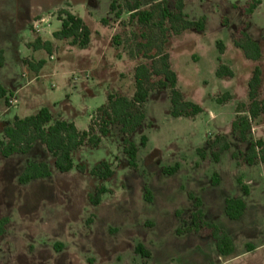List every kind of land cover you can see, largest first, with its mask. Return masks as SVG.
<instances>
[{"label":"rangeland","instance_id":"rangeland-1","mask_svg":"<svg viewBox=\"0 0 264 264\" xmlns=\"http://www.w3.org/2000/svg\"><path fill=\"white\" fill-rule=\"evenodd\" d=\"M113 1L0 0L4 57L0 78L14 79L17 89L22 88L16 96L18 104L14 97L10 107L0 100L4 126L15 117L46 108L53 120L72 122L80 132L88 131L97 110L107 106L109 95L133 98L135 69L159 66V53L169 55L177 89L185 100L203 112L194 118H173L170 91L152 92L142 107L145 122L130 136L138 150L137 169L128 164L121 127L116 124L110 125L99 147L85 146L74 153V164L85 167V173L57 172L54 159L40 144L26 156H0V220H8L0 239V264H264V168L233 158L246 152L247 144L232 135L233 122L248 111L249 104L244 103L255 68L236 49L234 39L247 24L248 34L262 45L259 66L264 74V0L250 18L233 7L246 6L251 0H183L184 13L191 21L204 19L205 31L180 36L172 34L169 22L163 34L156 27L157 15L147 26L131 21L126 12L116 19L109 15ZM117 1L122 5L141 2V11H151L164 0ZM165 1L173 10L172 0ZM63 10L89 29L87 48L54 39L62 27L58 15ZM29 13L35 18L29 19ZM224 18L227 27L222 25ZM37 39L51 42V54L33 52L30 45ZM218 44L223 45V54ZM27 58L34 68L41 61L44 66L28 68L26 73L23 60ZM221 66L229 68L233 77H218ZM160 80L156 75L150 78L153 85ZM226 94L230 100L219 103ZM241 104L245 108L237 113ZM217 136L225 137L230 148L215 162L209 143ZM256 137L264 140V127ZM199 150L206 152L205 160ZM102 162L114 172L107 181L90 175ZM31 164L46 165L51 178L20 184L21 174ZM176 166V174H165ZM216 175L219 185L213 186ZM100 188L108 192L101 196L100 205L93 206L88 198ZM229 199L246 204L241 220L227 218L225 201ZM199 212L201 234H196L193 219ZM204 225L230 237L235 246L231 257L218 254ZM138 245L151 257L137 254Z\"/></svg>","mask_w":264,"mask_h":264},{"label":"trees","instance_id":"trees-1","mask_svg":"<svg viewBox=\"0 0 264 264\" xmlns=\"http://www.w3.org/2000/svg\"><path fill=\"white\" fill-rule=\"evenodd\" d=\"M173 10L168 7L167 1L160 2L151 11H141V2L131 3L125 1V4H120L114 0L110 7L109 15H114L116 19H120L123 12L130 15L131 21H137L138 24L147 26L151 25L156 15L158 16V27L162 33H166L164 28L165 22H169L170 31L174 36H180L187 31H195L203 33L205 31V20L191 21L184 13L183 0H172ZM261 4L260 0H251L246 6H234L236 10H240L245 17L253 15L254 11ZM58 20L61 22V30L53 35L56 41H68L72 47L87 48L90 44V31L85 26L83 21L72 15L68 11H60ZM104 25H108V20H103ZM222 25L228 26V20L222 19ZM116 38L113 39L115 44ZM163 46L167 44V38L163 42ZM234 46L241 50L245 58L250 61L258 62L261 59V49L248 34V25L244 24L236 33ZM34 51L44 50L48 54L52 52L51 42H42L37 39L36 42L30 45ZM220 54H223L224 47L218 44ZM160 59L159 66L155 64L152 69L146 65H140L135 69V94L131 100L126 97L109 95L107 106L97 110L91 121L88 131L80 132L72 122L64 120H53V116L46 108L41 109L38 113L15 119L6 124L2 138L0 139V156L4 159H10L14 156H26L35 147L42 145L47 153L54 159V166L57 172L66 174L76 170L79 173H85L86 168L76 166L74 164L73 155L85 146L97 148L102 142V138L109 135V127L111 124H116L121 127L123 135L124 153L127 156L128 164L131 168L138 167V150L131 142L130 136L141 128L145 122V114L142 107L147 102L150 94L154 91L169 90L171 103V116L173 118H194L200 115L203 110L197 104L185 100L181 92L177 89L178 78L173 72L170 65L168 54H158ZM152 60L155 58H151ZM26 63H28L26 61ZM4 65L3 52L0 50V67ZM44 62H40L37 68L31 65L34 70H41ZM156 75L161 77L156 85L151 84L150 78ZM217 76L233 77V73L225 66H221L217 72ZM262 83V71L256 67L252 77L248 83V111L245 116L237 118L232 125L233 138L240 143H247L248 149L246 153L234 154L233 158L242 159L245 165L253 166L259 162L264 166V140L253 141L250 139V133L254 123L264 114V100H258V93ZM13 95L9 93L0 84V100H4L5 104L10 107L9 100ZM230 100L229 94H226L223 99H219V103H225ZM241 108H245L243 104L237 107V113ZM146 138H142V145H145ZM212 157L215 162L218 161L219 155L228 151L230 146L226 138L217 136L214 143H209ZM198 155L202 160L206 159V152L199 150ZM179 171V166L165 172L167 175H174ZM90 175L100 181L111 179L114 172L109 164L102 162L90 171ZM213 186L219 185L218 176H214ZM51 173L48 167L44 164H31L19 178L20 184H28L34 180L50 179ZM241 189L245 195L248 194L247 188L239 182ZM108 191L105 188L97 189L95 195H90L88 200L91 205L98 206L101 202V196ZM198 207L200 203L198 202ZM247 207L243 200L229 199L225 201V214L231 221L241 220ZM202 213L194 215V230L196 234H201L198 225V219H202ZM8 220H0V239L6 234ZM209 237L215 242L217 252L222 257H230L235 252L233 241L221 230L214 226H206ZM248 251L251 248L248 247ZM136 253L143 258H150L151 254L144 249L142 245L136 247Z\"/></svg>","mask_w":264,"mask_h":264},{"label":"crops","instance_id":"crops-1","mask_svg":"<svg viewBox=\"0 0 264 264\" xmlns=\"http://www.w3.org/2000/svg\"><path fill=\"white\" fill-rule=\"evenodd\" d=\"M261 5V4H260ZM259 5V6H260ZM258 6V7H259ZM257 7V8H258ZM257 10V9H256ZM255 10V11H256ZM68 11V10H67ZM254 11V12H255ZM69 12V11H68ZM254 14V13H253ZM29 15V19H32L35 15H30V13L28 14ZM251 17V16H250ZM250 17H247V18H250ZM35 18V17H34ZM248 30H249V27H248ZM251 37V36H250ZM255 42H257L258 44H259V46H260V49L262 48V45H261V43L258 41V40H255L253 37H251ZM42 42H44V41H42ZM237 49V48H236ZM33 50V49H32ZM239 50V49H238ZM38 51H41V50H38ZM38 51H34L33 50V52L34 53H36V52H38ZM241 51V50H240ZM242 52V51H241ZM4 53H5V51H4ZM243 54V53H242ZM261 55H262V50H261ZM243 56H244V54H243ZM263 56V55H262ZM262 56H261V59L258 61V62H254V61H252L254 64H255V68L256 67H259L260 68V66H259V64H260V62H261V60H262ZM245 57V56H244ZM246 59V58H245ZM22 59H20V61H21ZM33 60H34V57H33ZM26 61H29L28 63H26ZM31 61V59H29V58H27V59H24L23 60V63H24V66H25V72L26 73H28V68H30V70H34V69H32L31 68V65H32V63L30 62ZM250 61V60H249ZM41 62H43V61H41ZM258 64V65H257ZM33 66V65H32ZM254 68V69H255ZM229 69V68H228ZM261 69V68H260ZM230 70V69H229ZM231 71V70H230ZM254 71V70H253ZM262 71V70H261ZM253 74V73H252ZM263 76H264V74H263V72H262V83H261V87H260V89H259V93H258V100L259 101H263L264 100V94L262 93V90H263ZM250 81V80H249ZM249 83V82H248ZM0 84L9 92V93H11L13 96L12 97H14V99L16 100V102H17V104H18V101H17V99H16V96H17V94L22 90V88H19V89H17V87H16V82L14 81V79L13 80H9V79H7V78H5V79H3L2 77L0 78ZM249 104V101H248V90H247V102L246 103H244V104ZM4 114H5V112H4ZM19 118H25V117H19ZM263 119H264V114L263 115H261V117L259 118V120H257V123H259V124H257L256 122L254 123L255 125H253V127H252V130H251V133H250V139L251 140H253V141H258L259 139H256L257 137H256V134H257V131L260 129V128H262V127H264V121H263ZM259 121V122H258ZM4 122H5V120H3L2 119V116H0V138L2 137V135H3V130H4ZM77 128V127H76ZM78 130V129H77ZM79 131V130H78ZM256 137V138H255ZM241 144H247V143H241ZM34 149V148H33ZM247 149H248V144H247ZM247 151V150H246ZM243 154L244 153H246V152H242ZM30 154V153H29ZM14 157H16V156H14ZM255 164H260V165H262L261 163H259V162H257V163H255ZM254 164V165H255ZM262 167L264 168V166L262 165ZM231 257V256H230ZM228 258V257H227Z\"/></svg>","mask_w":264,"mask_h":264},{"label":"built area","instance_id":"built-area-1","mask_svg":"<svg viewBox=\"0 0 264 264\" xmlns=\"http://www.w3.org/2000/svg\"><path fill=\"white\" fill-rule=\"evenodd\" d=\"M10 103L13 105L14 102H10V101H9V104H10ZM11 104H10V105H11Z\"/></svg>","mask_w":264,"mask_h":264}]
</instances>
